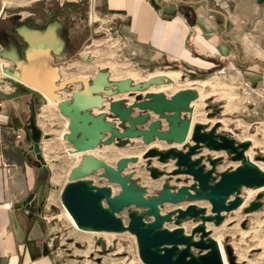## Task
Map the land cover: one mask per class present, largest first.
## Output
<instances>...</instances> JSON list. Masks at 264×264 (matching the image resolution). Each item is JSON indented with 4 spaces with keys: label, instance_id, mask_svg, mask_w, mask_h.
<instances>
[{
    "label": "rangeland",
    "instance_id": "1",
    "mask_svg": "<svg viewBox=\"0 0 264 264\" xmlns=\"http://www.w3.org/2000/svg\"><path fill=\"white\" fill-rule=\"evenodd\" d=\"M159 1H163L165 5H176V9L185 10L187 13L199 8L200 5L198 0ZM203 2L208 3L209 7L215 11L222 12L231 19L236 20V23L238 22L239 26L246 31L253 30L254 34H259V25L264 28L262 6L258 10L259 13L261 12L259 14L254 12L251 3H245L238 6V8L239 0H203ZM73 5H77L78 11L70 13L69 9H72ZM2 6L5 8L6 13L4 12V14H18L22 20L28 17L47 18L46 15L48 16L53 10L64 9L61 17L63 20L70 22L75 17L82 21V29L84 31H82L83 33L79 32L80 35L77 34L78 38L76 41L79 42L77 48L75 52L69 54L65 59L67 62H71L70 64L72 65L62 67L56 71L94 75L97 71L106 69L111 72L113 80L131 78L135 82H143L153 76L173 74L177 76L176 81L173 80L172 82L176 88L169 93L186 87H196L203 96L214 93L213 97L203 100L202 109L200 107L195 108V120L200 121L203 118V122L204 120L214 119L222 121L223 124L216 132L234 138L236 145L247 144V147L243 149L244 158L235 161L232 158L233 153L228 151L217 152V150L204 146L201 150L198 149V152L192 154V159L201 158V165L204 166L205 170L208 171L213 168L215 170L214 174L217 178H220L222 173L226 171L232 172L238 166L245 165L247 158L252 161L248 155L250 153L253 162L256 163L255 166L261 174H264V93L261 91V87L264 85V76L256 78L255 83L251 86L246 85L241 75H239V78L234 77L233 80H230L228 75L226 79L223 78L218 82L212 81L209 84L202 85L191 71L185 70L176 62L156 63L149 61L144 64L132 63L127 60L125 54L127 41L121 30L120 21L109 15H104L101 11L99 0H0V8ZM236 10H240V12H236ZM67 12L70 13L69 16H66ZM260 37L262 49L254 46V49H257L251 53L248 52V57L264 63V34L260 35ZM81 52L84 55L90 52L91 59L88 61L80 60ZM72 58H76L74 63L71 61ZM238 64L242 70L247 67L245 62H239ZM260 70L261 73L264 71V65ZM179 71H182L181 75ZM135 75L137 78H135ZM232 75H235V73H232ZM164 84L171 83L166 82ZM158 86L156 85L154 88L157 89L159 88ZM127 96L125 97L129 98V100L133 99ZM201 97L202 95H200V99ZM36 98L38 100L37 118L44 134L42 142L46 143H41V145L45 149L44 153L47 154L45 159L49 176V190L45 197V203L47 202L49 207L45 208L47 210L45 214L51 218V222L47 224L50 229L47 238L58 264H145L140 256L138 238L132 232H92L86 229H78L67 218L62 193L67 182L71 181L70 177L73 170L82 164L84 156L80 155V158H76L75 155H71L72 158L63 156L62 148H60L57 141H62L60 134L65 131L67 121L55 114L50 101L47 103L45 99H41L39 96ZM0 100L6 105L15 104L17 107L21 105L20 103H25L27 98L22 96L7 100L0 96ZM211 113H217V115L212 116ZM27 114L29 117V106ZM203 126L207 132L210 131L209 124ZM45 135H49V138H46ZM192 143L194 142L192 141ZM174 148L177 151L181 150L183 153H187L190 150L189 146L184 147L183 145ZM168 149L165 148L162 151L166 152ZM240 150L242 151V148ZM151 151L153 150L150 149L147 152ZM143 152L144 146L129 145L126 147L119 146L118 148H103L98 153L105 157L107 163L117 167V161L121 157L125 155L142 156ZM32 153L37 164L36 156L33 151ZM201 153L204 156L197 157ZM218 155H221V157L214 158ZM211 160H215L216 165H212ZM177 161L178 158H170L165 162L159 156H150V164L145 161V164L138 166L137 177L142 184L147 185L150 194L157 193L165 179H167L166 182L177 183L180 187L191 185L195 181L192 176L185 172L174 174L179 169ZM153 169H156L157 176L152 174ZM103 171L104 169H99L84 178H90L98 186H111L113 192L118 194L121 188L120 185L109 181L107 176L101 175ZM260 193H263L260 198L262 206L258 210L247 211V208L258 200L257 196ZM236 196H240L243 199V205L230 212L221 214L220 217L214 216L211 219L189 217L177 223V217L174 216V221L166 223L165 227L169 229L183 227L187 237L197 241L217 242L219 246L221 245L220 250L222 248L221 253L223 252V255H225L224 258L227 264H264V187L259 189L257 187L244 186L241 188L240 193L233 194L229 200L234 199ZM188 202L190 203L188 199L177 204L166 202L162 210L168 213L180 207L185 209L189 205ZM195 204L198 207L205 206L207 212L213 215L211 211L212 205L209 201H198ZM133 209H137V207L134 206ZM120 216L125 223H128L127 210H124ZM191 249L194 255L200 253L195 247Z\"/></svg>",
    "mask_w": 264,
    "mask_h": 264
},
{
    "label": "water",
    "instance_id": "2",
    "mask_svg": "<svg viewBox=\"0 0 264 264\" xmlns=\"http://www.w3.org/2000/svg\"><path fill=\"white\" fill-rule=\"evenodd\" d=\"M21 28L22 31L17 33L28 45L25 51L27 63L31 62L38 51L55 55L62 53L65 38L59 33L63 28L59 21L51 22L43 30L28 26ZM0 55L14 62L10 69H4L5 72L24 84L12 93L1 95L11 100L31 96L34 90L49 101L56 102L60 113L68 119V132L64 134V139L72 145V154L91 152L101 144L115 143L122 147L137 138H141L145 145H151L156 140L167 142L169 146L184 145L189 141L193 128V102L199 98L198 92L193 88H185L169 97L165 92L149 91L154 85L172 82L165 75L153 76L143 82H135L131 78L112 80L111 73L102 69L93 78L79 75L56 84L51 80L53 87L48 92L41 86L28 84L29 81L21 72L23 59L16 45H11L9 50L3 49ZM89 59L90 52H87L83 61ZM74 84H80L81 89L73 91L70 98L62 99L61 92L69 90ZM126 93L134 100L130 101L124 97L115 99L116 96ZM37 104V98L32 97L26 128L32 141L31 151L36 156L37 165L42 167L47 166V161L41 147L44 134L37 118ZM95 109H99L101 113L96 115ZM135 109L141 110L142 113L134 115ZM151 112L158 118L152 120ZM184 114L188 116L184 117ZM164 123L168 124L166 129ZM48 136L45 135L46 138H49ZM191 139L194 145H189L190 150L187 153L170 147L166 152L152 149L153 151L144 155L146 158L159 156L165 162L170 158H178L179 169L174 174L185 172L192 176L195 181L191 185L177 189L166 182L158 196L147 198L145 189L135 182H130L131 177L122 173L129 163L137 161L136 157H125L114 167L90 154L85 155L82 164L73 170L71 181L62 193L63 203L75 213L80 224L96 221L103 228H110L105 229L107 231L123 230L135 234L140 245V256L145 264H221L219 251L215 248L216 242L194 240L185 236L182 227L169 229L165 224L173 221L174 216L179 223L189 217H220L223 212L234 210L240 206V196L232 200L229 198L235 193H240L244 186L256 187L264 183V174L246 159L245 165L238 166L232 172L226 171L217 178L213 168L206 171L201 165L202 159L193 160L192 154L207 146L210 149H224L233 153L232 158L236 161L244 158L243 149L247 144L236 145L234 138L217 133L216 128L207 132L202 124L194 127ZM211 163L216 165L215 160H211ZM99 169H104L103 176H107L109 181L120 185L121 191L118 194L113 193L111 186H98L93 180L84 178ZM152 174L157 176L156 169H153ZM262 196L263 193L258 194V200L253 202L247 211L258 210L262 206ZM32 198L30 196L16 206H28ZM185 199L190 202L209 201L214 216L207 217V208H198L193 204L185 209L161 213L160 208L166 202L177 204ZM134 206L137 209H133ZM124 210L128 211V223L120 216ZM192 247L197 248L200 253L194 255Z\"/></svg>",
    "mask_w": 264,
    "mask_h": 264
},
{
    "label": "crops",
    "instance_id": "3",
    "mask_svg": "<svg viewBox=\"0 0 264 264\" xmlns=\"http://www.w3.org/2000/svg\"><path fill=\"white\" fill-rule=\"evenodd\" d=\"M198 2H200L199 8H195V10L189 13L185 10L176 9V5H165L163 1L159 0H99V5L104 15H109L120 21L121 30L127 41L125 54L127 60L130 62L136 64H144L149 61L156 63L176 62L185 70L191 71L193 76L199 79L198 82L200 81L202 85L209 84L212 81L218 82L223 78L226 79L228 75L230 80H233L234 77L239 78V75H241L246 85H253L256 78H262L264 76V71L261 73L260 70L264 63L252 60L248 57V52L251 53L258 47L262 49L260 46V35L264 34V28L259 25V34H254L253 30L246 31L243 27L239 26L238 22L236 23V20L231 19L222 12L215 11L213 8L209 7L208 3L203 2V0H198ZM245 3H251L255 13H259L258 10L260 6H262L264 11V0H239L237 7ZM240 10H236V12H240ZM4 12L5 8L2 6L0 8V20L9 19L14 15V13L4 14ZM259 14H261V12ZM46 17L47 18L43 17L41 19L31 18L35 24L47 23V26L51 23V13H49L48 16L46 15ZM55 21H59L63 25L59 33L65 38V43L60 55L38 51L33 56L31 62L27 63L25 51L28 45L23 38L20 37L26 46V49L22 53L19 49L20 56L23 59L21 72L29 81V85L39 86L40 83V81H37V77L30 78L32 76L31 72L34 69L40 75L39 79L42 80L41 82H44L45 85L50 88L53 87V84L49 85L51 80L56 84L67 78L81 75L64 73L60 70H56L72 65L70 64L71 62H67L65 59L69 54L75 52L77 48L79 43L76 41L78 38L77 34H79V32L83 33L82 31H84V29H82V21L75 17H73L70 22L62 18ZM18 31H22V28H19ZM250 35H252L251 38L249 37ZM74 37H76L75 40ZM67 43L69 45H67ZM73 44H76V46ZM2 45L3 49L9 50L13 43L4 42ZM254 46L257 48L254 49ZM83 55L84 53L81 52L80 57ZM5 61L10 67L14 66L12 60L5 59ZM239 62L247 63L245 70L240 68ZM179 72L177 73L181 75L182 71ZM96 73L94 75L84 76L93 78ZM232 73H235L236 76L232 75ZM45 75L48 76L46 77ZM111 79L113 80L112 77ZM81 87L80 84H74L69 87V90L62 91V99L70 98L71 93L77 89H81ZM186 88H193L198 92L199 98L193 102L194 108L200 107V109H202L204 105L203 100L214 96V93L203 96L196 87ZM182 89L185 88L166 94L171 97ZM33 93H37L41 99L43 98L42 95L34 90ZM127 95L130 97V94H125L119 95V97L116 96L115 99L122 97L126 98L125 96ZM200 95H202L201 99ZM32 97H35V95H26L27 101L25 103H20L21 105L17 107L15 104L11 106L6 105L0 100L2 102V106L0 107V264H58L54 251L47 238L50 229L43 217V214L47 213L45 208L49 207L48 203H45V197L49 190L48 165L39 167L35 163V158L31 151L32 141L26 128V121L28 119L27 110ZM130 101H133V99H130ZM50 103H53V105H50L53 106L52 109L55 111V114L60 116L64 121H68V119L60 113L57 103ZM94 111L96 115L101 113L99 109H95ZM140 113H142L141 110H134V115ZM200 114H202V112H200ZM211 115L216 116L217 113H211ZM186 116H188V114H184V117ZM151 117L152 120L158 118L153 112H151ZM195 118L196 115L194 112L193 119ZM197 124L205 126L209 124L210 130L216 128L218 132L223 122L217 119L209 121L204 120L203 122V118H201L200 121H194L193 129ZM167 126L168 124L164 123V129H166ZM21 129H24L25 132L21 139H17L15 130ZM65 130H67V128ZM67 131L65 133H67ZM65 133H63V135H61L62 133L60 134L62 141L57 142H59V146L62 148L61 151L62 154H64L63 156L72 158L70 151H73V147L64 139ZM44 143L45 142H42V144ZM129 145L144 146V152L142 156L125 155L118 160L120 161L125 157L137 158L136 162L128 164L127 168L122 172L123 175L130 176V182H135L139 187L144 188L147 198L158 196L167 179L162 183V187L157 193L150 194L147 185L142 184L137 177L139 170L138 166L140 164H145V161L148 162L147 164H150V157L144 158V154L150 149L162 151L165 148L181 146H169L167 142L159 140H156V142L151 145H145L141 138L132 139L130 144L126 146ZM189 145H194L191 141V137L183 146ZM41 147L44 157L47 158V154L44 153L45 149L43 145H41ZM112 147L118 148L119 146L115 143L112 145L101 144L95 150L84 153L83 156L92 154L96 158L107 162L105 157L98 152L103 148ZM218 151L226 150L220 149L217 150V152ZM202 156H204L202 153L200 156L197 155V157ZM219 156L221 157V155H218L214 158H219ZM104 173L105 171H103L101 175ZM169 184L177 188L180 187L177 183L172 184L169 182ZM120 191L121 188L119 192ZM113 193L116 194L115 192ZM30 196L33 198L28 206H16ZM162 208L163 206L160 208L161 213L166 214ZM208 215L211 214L208 212ZM152 219L153 218H148V220Z\"/></svg>",
    "mask_w": 264,
    "mask_h": 264
},
{
    "label": "bare ground",
    "instance_id": "4",
    "mask_svg": "<svg viewBox=\"0 0 264 264\" xmlns=\"http://www.w3.org/2000/svg\"><path fill=\"white\" fill-rule=\"evenodd\" d=\"M56 72V71H55ZM31 79L33 78V77H37V81H40V83H39V86H41L44 90H46V91H51V89L52 88H50V87H47L46 85H45V83L44 82H41L42 80H40L39 79V74L37 73V71L34 69L32 72H31ZM43 76V75H42ZM46 77L48 76V75H45ZM167 78H169V79H172V80H174V81H176V79H177V76L176 75H173V74H167V75H165ZM135 78H137V76L135 75ZM50 80V79H49ZM48 84V83H47ZM50 84H52L51 82L49 83V85ZM156 85H154V86H152L151 88H150V90L149 91H151V92H165V93H169V92H172V91H174V89L176 88V86H175V84H173V83H171V84H162V85H159L158 87L159 88H154ZM127 94V93H126ZM123 95H125V94H123ZM119 96V95H118ZM133 98V97H132ZM127 99V98H126ZM129 100V99H128ZM133 100H134V98H133ZM50 102H52V101H50ZM55 103V102H54ZM50 104H52L53 105V103H50ZM194 112H195V108H194ZM196 115V114H195ZM193 118H194V113H193ZM194 121H195V119H193V123H194ZM67 124H68V121H67V123H66V128H67ZM193 129V128H192ZM68 130V129H67ZM66 132V130L65 131H63L62 132V134L61 135H63V133H65ZM68 132V131H67ZM191 133H193L192 131H191ZM191 137V134H190V136H189V138ZM179 146H182V145H179ZM70 153H71V155H75L76 156V158L77 157H79L80 155H84V153H80V154H75V153H73L72 154V151H70ZM146 154V153H145ZM144 154V155H145ZM248 155L250 156V160H252V161H249L248 160V158H247V162L250 164V165H256V163H254L253 162V159H252V156L250 155V153H248ZM203 157V156H202ZM80 158V157H79ZM215 175V174H214ZM88 180H91V179H89L88 178ZM87 182H89V181H87ZM91 186H93V184L91 183ZM256 187L257 188H262L263 189V187H264V183H262V184H258V185H256ZM252 195V194H251ZM240 201H241V203H240V206H242L243 205V199L240 197ZM196 202H190L189 203V205L190 204H193V205H196L195 204ZM197 206V205H196ZM64 207H65V213H66V216H67V218L68 219H70L71 220V222L78 228V229H86V230H88V231H92V232H101V231H107V230H105V229H110V228H103L101 225H99L96 221H94V222H91V223H89V224H80L79 223V219H78V217L75 215V213L71 210V209H69L65 204H64ZM198 207V206H197ZM199 208V207H198ZM201 208H203V209H206V207L205 206H202ZM208 212H206V215H207V217H211V216H214V215H208L207 214ZM223 213H227V212H223ZM222 213V214H223ZM176 228H181V227H176ZM183 228V227H182ZM185 231V230H184ZM120 232H124L123 230L121 231L120 230ZM184 234H186L185 232H184ZM220 244V243H219ZM220 247H221V245L219 246L218 245V243L216 242V245H215V248L219 251V254H220V260H221V264H227L226 262H225V255H223V252L221 253V250H222V248H221V250H220ZM182 248V247H181ZM180 248V249H181ZM196 258H197V256H196Z\"/></svg>",
    "mask_w": 264,
    "mask_h": 264
},
{
    "label": "flooded vegetation",
    "instance_id": "5",
    "mask_svg": "<svg viewBox=\"0 0 264 264\" xmlns=\"http://www.w3.org/2000/svg\"><path fill=\"white\" fill-rule=\"evenodd\" d=\"M51 16H54V13L51 12ZM53 21L54 20H50V22ZM46 24H35L31 17H28L27 19L21 21V18L18 16V14H14L9 19L0 20V42H11L16 45L22 53L26 49V46L24 45L22 39L18 36V29L22 26H28L31 28L43 30ZM67 45L69 44L67 43ZM73 45L76 46V44ZM82 59L83 57L80 58V60ZM71 61H76V58H72ZM34 95L35 97L38 96L37 93H34Z\"/></svg>",
    "mask_w": 264,
    "mask_h": 264
},
{
    "label": "built area",
    "instance_id": "6",
    "mask_svg": "<svg viewBox=\"0 0 264 264\" xmlns=\"http://www.w3.org/2000/svg\"><path fill=\"white\" fill-rule=\"evenodd\" d=\"M250 38L252 35L249 36ZM3 50V45L0 43V52ZM10 69V66L5 61L4 58L0 55V95L8 94L14 92L18 87L24 86V84L12 76L8 75L4 69ZM261 91L264 93V85L261 87ZM2 96V95H1ZM43 99L49 103V100L43 96ZM2 106V102L0 101V107ZM24 129L21 130H15V136L17 139H21L23 137ZM44 220L46 224H49L51 222V218H49L46 214H43Z\"/></svg>",
    "mask_w": 264,
    "mask_h": 264
},
{
    "label": "trees",
    "instance_id": "7",
    "mask_svg": "<svg viewBox=\"0 0 264 264\" xmlns=\"http://www.w3.org/2000/svg\"><path fill=\"white\" fill-rule=\"evenodd\" d=\"M71 8L72 9H69L70 13H74V12L78 11L77 5H73ZM52 13H54V16L51 17V20L55 21L57 19H61V17L63 16V13H64V9H56V10H53ZM70 13L67 12L66 16H69Z\"/></svg>",
    "mask_w": 264,
    "mask_h": 264
}]
</instances>
